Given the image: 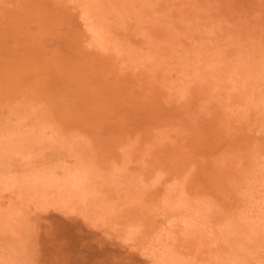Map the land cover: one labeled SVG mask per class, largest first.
I'll use <instances>...</instances> for the list:
<instances>
[{"label":"rangeland","instance_id":"obj_1","mask_svg":"<svg viewBox=\"0 0 264 264\" xmlns=\"http://www.w3.org/2000/svg\"><path fill=\"white\" fill-rule=\"evenodd\" d=\"M100 262L264 264V0H0V264Z\"/></svg>","mask_w":264,"mask_h":264},{"label":"bare ground","instance_id":"obj_2","mask_svg":"<svg viewBox=\"0 0 264 264\" xmlns=\"http://www.w3.org/2000/svg\"><path fill=\"white\" fill-rule=\"evenodd\" d=\"M69 20H70V19H69ZM69 20H67V21H69ZM71 21H72V20H71ZM71 21H70V23H67V24H72ZM73 22H74V21H73ZM68 27H69V26H68ZM71 27H72V29L75 30V31H70V30H71ZM73 27H74V26L72 25V26H70V28H68V30L70 29V30H69L70 32H68L69 34H68V37L66 38V41H67L68 46H73V45H71V44H74V45L76 46V48H75V46H73V47H74V48L76 49V51H77V50L79 49V47H82L81 44L84 43V42H83L84 39H83V40H80V35L82 34V33L80 32L81 30L78 31V28H77V27H76L77 30H76L75 28H73ZM77 31H78V32H77ZM79 32H80V33H79ZM83 37H84V36H83ZM81 41H82V42H81ZM68 42H69V43H68ZM70 43H71V44H70ZM70 48H71V47H70ZM74 48H73V49H74ZM77 48H78V49H77ZM80 49H81V48H80ZM78 51H79V50H78ZM73 52H74V50H73ZM73 52H72V54H73ZM74 53H75V52H74ZM80 53H81V52H80ZM75 54H76V56L78 55L77 52H76ZM81 54H82V58H83V56H84V57L87 56L85 53H84V55H83V53H81ZM85 55H86V56H85ZM88 55H89V54H88ZM80 56H81V55H80ZM94 56H96V55H92V58L95 59ZM77 57H79V56H77ZM89 57H91V56L86 57V61H88V63L92 66V64H94V63L97 61L98 58H97L96 61H95L94 59H90ZM98 57H99V56H98ZM105 57H106V56H105ZM105 57H101L102 60H104ZM72 58H73V57H72ZM80 58H81V57H80ZM99 58H100V57H99ZM103 58H104V59H103ZM76 59H77V58H76ZM87 59H88V60H87ZM107 59H109V58H106V60H107ZM112 59H113V58H110L109 61H108V63L113 64L112 66H113V67H116V68L118 69L117 64H116V63L114 64V63H113L114 60H112ZM78 60H79V59H78ZM90 60H91V61H90ZM92 60H94V61H93L94 63L91 64ZM98 60H99V59H98ZM110 60H111L112 62H110ZM84 61H85V60H84V58H83V61L81 60V62H84ZM81 62H80V63H81ZM71 63H72V62H71ZM74 63H76V61H74ZM84 63H85V62H84ZM89 64H88V66H89ZM96 64H97V63H96ZM99 64H100V62H99ZM110 64H109V65H110ZM74 65H75V64H74ZM76 65H78V64H76ZM85 65H87V64H85ZM85 65H84V66H85ZM101 65H103V63H101L100 66H101ZM100 66H99V67H100ZM103 66H108V64H107V65L104 64ZM103 66H102V67H103ZM80 67H82V64H81ZM109 67H110V66H109ZM74 68H75V67H74ZM85 68H86V67H85ZM87 68H88V67H87ZM94 68H95V66H94ZM104 68H105V72L107 71V73H108V72L111 73V72H112L111 69H113V68H110L111 71H108V68H107V67H103V69H104ZM106 68H107V70H106ZM83 69H84V68H83ZM89 69H90V68H89ZM99 69H101V67H100ZM87 70H88V69H87ZM91 70H92V68H91ZM96 70H97V69H96ZM96 70H95V72H94L95 74H96ZM118 70H119V69H118ZM88 71L90 72V70H88ZM92 71H94V69H93ZM113 71H115V70H113ZM116 71H117V70H116ZM105 72H104V73H105ZM90 73H91V72H90ZM117 73H118V72H117ZM105 74H106V73H105ZM111 74H112V73H111ZM90 75H91V74H90ZM98 75H99V74H97L96 76H98ZM106 75H108V74H106ZM109 75H110V74H109ZM109 75H108V76H109ZM113 75H114V77H115V72H114ZM94 76H95V75H94ZM100 76H102V74H101ZM100 76H99V77H100ZM117 76H118V75H117ZM110 77H111V75H110L109 77H106V76H105V77H103V80H104V78H105V81H106V79H107V78H110ZM114 77H113V78H114ZM130 77H131V76H130ZM132 77H133V76H132ZM116 78H117V77H116ZM127 78H128V79H131V80L133 79V78H129V76H128ZM98 79H99V78H98ZM114 79H115V78H114ZM123 79H124V78H123ZM99 80H101L102 84L104 83V82L102 81V78H100ZM115 80H116V79H115ZM133 80H134L135 83H136V79H133ZM130 82H132V81H130ZM106 83H107V82H106ZM106 83H104V84H106ZM135 83L133 82L132 84H135ZM102 84H100V85L102 86ZM132 84H131V85H132ZM251 143H252V142H251ZM252 144H253V143H252ZM247 145H248V144H247ZM250 145H251V144H250ZM253 147H255V149H256L255 144H253ZM248 148H250V147H248ZM248 148H247V149H248ZM251 148H252V145H251ZM248 150H249V149H248ZM103 248H104V247H103ZM93 252H94V251H93ZM90 253H91V252H90ZM107 255H108V254H107ZM105 256H106V255H105ZM91 257H92V256H91ZM103 258H104V257H103ZM109 258H110V257H109ZM90 259H91V258H90ZM92 259H93V258H92ZM94 259H95V258H94ZM104 260H105V259H104ZM109 260H111V259H109ZM95 261H96V259H95ZM97 261L99 262V260H97ZM105 261H106V260H105ZM105 261H104V262H105ZM112 261H115V260H112ZM100 263H101V262H100ZM114 263H115V262H113V264H114ZM90 264H91V263H90ZM98 264H99V263H98ZM101 264H103V263H101ZM108 264H110V263L108 262Z\"/></svg>","mask_w":264,"mask_h":264}]
</instances>
